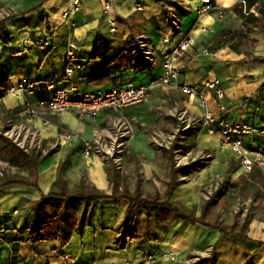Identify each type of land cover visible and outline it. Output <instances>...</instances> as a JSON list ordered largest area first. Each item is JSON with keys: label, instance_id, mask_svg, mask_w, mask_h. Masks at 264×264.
<instances>
[{"label": "crops", "instance_id": "1", "mask_svg": "<svg viewBox=\"0 0 264 264\" xmlns=\"http://www.w3.org/2000/svg\"><path fill=\"white\" fill-rule=\"evenodd\" d=\"M78 1V10L63 17L71 0H0V14L8 15L0 18L3 88L27 80L34 86L29 101L37 108L56 90L86 93L127 83L152 87L143 104L119 114L102 111L93 122L80 121L75 113L53 116L45 111L27 121L24 95L2 99L0 129L10 124L36 133L42 161L36 174L27 170L10 180L18 183L0 182V264H198L200 259L211 264L212 255L213 264H264V168L255 165L245 174L219 134L204 127L170 151L152 144L156 134L177 128L168 115L174 109L196 118L210 113L232 124L258 127L264 122V0H211L212 9L203 14L194 10L201 0H141L142 12H134L131 0H114L107 14L104 0ZM44 34L53 38L39 49L35 44ZM186 36L195 39L184 57L174 60L181 69L178 85L197 86L204 109L197 98L157 84L163 38L174 45ZM139 37L154 50L150 70L130 68L131 46ZM69 44L75 45L74 60L81 67L66 77ZM95 77L100 86L89 84ZM213 80L221 82L224 112L203 87ZM111 118L133 125L122 172L80 153L83 142ZM64 135L70 139L63 140ZM244 145L249 151L264 148V138L248 137ZM4 147L0 142L1 151ZM174 150L188 159L198 153L205 158L198 169L176 168ZM207 191L213 200L203 199ZM235 192L251 195L234 201ZM49 193L72 197L47 203L38 213L28 209ZM136 199L168 200L180 213L131 210ZM238 208L247 213L236 214ZM33 220L35 226L46 225L34 236L38 242L29 243L33 237L26 231ZM56 225L64 236L55 235Z\"/></svg>", "mask_w": 264, "mask_h": 264}, {"label": "built area", "instance_id": "2", "mask_svg": "<svg viewBox=\"0 0 264 264\" xmlns=\"http://www.w3.org/2000/svg\"><path fill=\"white\" fill-rule=\"evenodd\" d=\"M114 0H104L103 14L110 11L111 4ZM134 12H142L143 4L141 0H131ZM79 1L71 0L70 9L63 14L67 17L71 12L78 10ZM212 9L211 0H201L200 5L194 10L198 14H203ZM8 17L6 14H0V18ZM173 18V15H171ZM176 26V24H175ZM52 34H44L43 39L38 41L35 46L39 49L48 47L52 41ZM195 36H186L174 45L168 38L162 40L163 50L159 53L161 57V75L157 80V84L168 88H177L183 95L188 98H197V106L200 109L205 108V99L199 94L197 86H179L178 81L181 76V69L174 66V60L183 58L185 53L193 46ZM74 44H69L64 55L65 75L71 77L74 70L80 69V64L74 60ZM131 63L130 68L135 71L150 70L155 63V54L153 48L147 43L143 37L137 38L131 46ZM152 87V86H150ZM150 87L134 86L130 83L113 86L105 91H95L86 93H77L75 88L70 91L56 90L48 99L37 102V108L33 107L29 99L33 96L34 86L27 80H22L16 88L4 89L0 85V103L6 96H17L22 94L27 100L24 102V111L22 116L31 121L40 115V111H45L50 115L57 116L65 113H75L80 121H95L102 111H109L119 114L123 109L143 104L147 99V91ZM203 87L214 94L219 103V111H225L224 91L219 80H213L204 83ZM264 96V91H263ZM169 117L176 120L177 128L171 134H156L152 139V144L156 148L172 150L175 144L184 141L186 136H193L200 127L212 134H219L224 145L228 146L232 153L236 156L240 166L245 174H250L254 166L264 168L263 147L257 150H247L244 140L248 137L264 138V122L258 127L251 124H232L223 117H215L210 113H204L201 118L192 117L186 110H173L168 113ZM3 137L12 139L16 142L17 133L22 130L23 133L30 135V142L16 145L27 152L31 147L38 146V137L23 127H14L6 124ZM12 132L13 138L8 134ZM1 134V133H0ZM133 134V125L131 122L121 118H111L101 129L94 130L89 141H84L81 147V155L84 159L96 157L103 163L110 164L118 172L124 169V160L127 153L129 140ZM63 140H69V135L62 136ZM55 147V146H54ZM174 163L176 168H189L191 170L198 169L197 164H202V153H198L196 157L187 158L181 156L180 150H174ZM14 168L7 162L0 161V180L12 175ZM205 201H211L214 194L207 191L202 195ZM242 211V216L247 213L245 208H238L235 212L238 214ZM240 215V216H241ZM56 253V251H53ZM81 264V263H77Z\"/></svg>", "mask_w": 264, "mask_h": 264}, {"label": "trees", "instance_id": "3", "mask_svg": "<svg viewBox=\"0 0 264 264\" xmlns=\"http://www.w3.org/2000/svg\"><path fill=\"white\" fill-rule=\"evenodd\" d=\"M139 71H143V70H139ZM101 79L98 77H95L93 79H91L89 81V84L94 85V86H100L101 84L99 83ZM0 85L2 86V84L0 83ZM3 87V86H2ZM0 142L8 143V140L3 138L2 136H0ZM4 153V155L6 156V160H9L12 162V165H16L17 167H19L22 170H28V171H34L35 174L37 173V169L39 167V164L41 163L42 159L40 158L39 154H35V157L32 158V156L30 155H26V154H20L19 156H9V152L6 151V149H3L2 151ZM22 153V152H21ZM13 155V154H12ZM15 160V163H13V159ZM2 185H6L9 183H18L17 181H1ZM173 190V185L170 184L168 187V191L166 193V199L169 198L171 191ZM72 196H68V197H59L58 195H55L53 193H49L47 196L42 197L41 200L37 203H35L34 205L30 206L28 209H30L33 213H38L47 203L50 204H57V203H65L67 202ZM100 199H107V200H113L112 197H105V196H101ZM85 200H95V198L92 197H85ZM137 200V199H136ZM167 202H163V203H158L156 201H146V200H137L135 202V200H131V204L135 203V205L131 208L132 209H137V208H144L145 210H160V209H165V210H171L173 211L175 214L180 213V209L177 208L175 205L170 204L168 202V200H166ZM67 211V206L65 205L63 207V213ZM130 212V211H129ZM192 221H195L191 218ZM47 223H51V221H48ZM44 225H46L45 223H38L35 226V220H33V222L31 223L30 227L27 229L26 233L28 236H32L33 238H28L26 240V242L29 243H36L38 242V240H36L34 238L35 234L38 232H43L44 229H42L44 227ZM57 228V232L55 233L56 236H64L61 232H60V226L56 225ZM68 240V238H64V241L66 242ZM207 260H199L198 264H203L206 263ZM211 264H213V255L211 256Z\"/></svg>", "mask_w": 264, "mask_h": 264}, {"label": "rangeland", "instance_id": "4", "mask_svg": "<svg viewBox=\"0 0 264 264\" xmlns=\"http://www.w3.org/2000/svg\"><path fill=\"white\" fill-rule=\"evenodd\" d=\"M4 128V127H3ZM6 129H0V136L3 137V132L5 131ZM5 139L8 140V143H5L4 144V149H6L7 152H9V156H19L20 154H26V155H30L32 156V158L35 157V154L37 152H40L41 150V147L40 145L39 146H36V147H31L27 150V152H25L24 150H21L17 145H16V142H14L12 139H8L6 137H3ZM22 152V153H21ZM35 152V153H34ZM13 154V155H12ZM15 158L13 159V163H15ZM0 161H4V162H7V164H9L10 166H12L14 168V172L12 175L8 176V177H5L3 179L0 180L1 181H8V180H13V179H17L19 177H21L20 175L23 173V171H27V170H22L20 169L19 167H17L16 165H12V162L9 161V160H6V156L4 155V153L1 151L0 149ZM264 185V184H263ZM245 195H251L250 192H245V194H240V193H237L235 192L234 193V196H233V200L235 201L236 199L238 198H245L246 196Z\"/></svg>", "mask_w": 264, "mask_h": 264}, {"label": "bare ground", "instance_id": "5", "mask_svg": "<svg viewBox=\"0 0 264 264\" xmlns=\"http://www.w3.org/2000/svg\"><path fill=\"white\" fill-rule=\"evenodd\" d=\"M8 135L12 138L14 137L12 132H10ZM29 136L30 135H27V133H23L22 130H19V132L17 133L16 142H18L20 145L27 144L30 142Z\"/></svg>", "mask_w": 264, "mask_h": 264}]
</instances>
